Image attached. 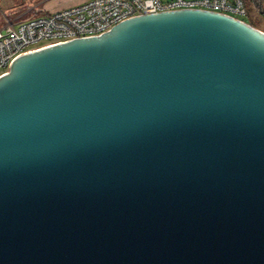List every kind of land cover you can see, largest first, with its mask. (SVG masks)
Returning a JSON list of instances; mask_svg holds the SVG:
<instances>
[{
    "label": "water",
    "instance_id": "1",
    "mask_svg": "<svg viewBox=\"0 0 264 264\" xmlns=\"http://www.w3.org/2000/svg\"><path fill=\"white\" fill-rule=\"evenodd\" d=\"M0 264H264V31L180 9L13 60Z\"/></svg>",
    "mask_w": 264,
    "mask_h": 264
},
{
    "label": "built area",
    "instance_id": "2",
    "mask_svg": "<svg viewBox=\"0 0 264 264\" xmlns=\"http://www.w3.org/2000/svg\"><path fill=\"white\" fill-rule=\"evenodd\" d=\"M180 9L208 10L239 20L247 15L245 0H87L24 21L5 16L0 27V76L23 54L101 34L133 16Z\"/></svg>",
    "mask_w": 264,
    "mask_h": 264
},
{
    "label": "crops",
    "instance_id": "3",
    "mask_svg": "<svg viewBox=\"0 0 264 264\" xmlns=\"http://www.w3.org/2000/svg\"><path fill=\"white\" fill-rule=\"evenodd\" d=\"M84 1L87 0H0V27L5 22V16L15 21H24Z\"/></svg>",
    "mask_w": 264,
    "mask_h": 264
},
{
    "label": "rangeland",
    "instance_id": "4",
    "mask_svg": "<svg viewBox=\"0 0 264 264\" xmlns=\"http://www.w3.org/2000/svg\"><path fill=\"white\" fill-rule=\"evenodd\" d=\"M249 2V0H248ZM244 22L251 23L255 20V27L264 31V7L259 8L257 6L247 7V15L240 17Z\"/></svg>",
    "mask_w": 264,
    "mask_h": 264
},
{
    "label": "trees",
    "instance_id": "5",
    "mask_svg": "<svg viewBox=\"0 0 264 264\" xmlns=\"http://www.w3.org/2000/svg\"><path fill=\"white\" fill-rule=\"evenodd\" d=\"M245 3H246V7L249 6V10H251V7H253V6H257L259 8L264 7V0H249V2H248V0H245ZM249 24H251L252 26L255 27V20H253Z\"/></svg>",
    "mask_w": 264,
    "mask_h": 264
}]
</instances>
